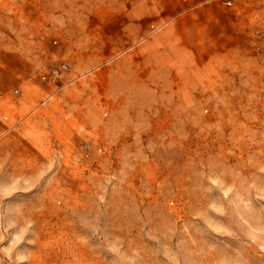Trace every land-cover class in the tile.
Here are the masks:
<instances>
[{"label": "rangeland", "instance_id": "1", "mask_svg": "<svg viewBox=\"0 0 264 264\" xmlns=\"http://www.w3.org/2000/svg\"><path fill=\"white\" fill-rule=\"evenodd\" d=\"M71 1L45 34L72 74L58 97L93 102L89 169L52 203H0V264H264V0H222L248 4L244 43L158 24L150 0ZM39 15L0 0V21Z\"/></svg>", "mask_w": 264, "mask_h": 264}, {"label": "crops", "instance_id": "2", "mask_svg": "<svg viewBox=\"0 0 264 264\" xmlns=\"http://www.w3.org/2000/svg\"><path fill=\"white\" fill-rule=\"evenodd\" d=\"M130 1L128 9L136 10L138 0ZM63 4L66 0H41V16L0 21V203L30 202V196L15 195L30 186L41 188L38 203H52L53 188L61 186L62 172L68 165L74 172L89 169L80 156L85 148L92 147L88 142L94 140L90 136L93 102L58 97L60 91H69L72 74H50L54 61L61 58L60 44L48 38L45 29L62 18L46 12ZM244 4H237L235 10L243 11ZM149 5L160 12L156 23L167 20L202 27L205 42L216 35L231 42H243V38L246 41V16L232 14L235 10L227 8L222 0H150ZM108 123L109 120L103 122V128ZM26 212L24 207L19 210L20 214ZM36 213L45 214L41 206Z\"/></svg>", "mask_w": 264, "mask_h": 264}, {"label": "built area", "instance_id": "3", "mask_svg": "<svg viewBox=\"0 0 264 264\" xmlns=\"http://www.w3.org/2000/svg\"><path fill=\"white\" fill-rule=\"evenodd\" d=\"M58 73V70L56 68L51 69L50 74L56 75Z\"/></svg>", "mask_w": 264, "mask_h": 264}]
</instances>
